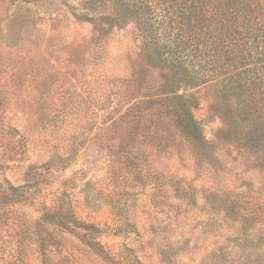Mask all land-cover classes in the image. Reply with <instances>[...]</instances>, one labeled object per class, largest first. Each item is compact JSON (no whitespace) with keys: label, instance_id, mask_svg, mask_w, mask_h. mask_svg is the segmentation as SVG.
I'll use <instances>...</instances> for the list:
<instances>
[{"label":"rangeland","instance_id":"1","mask_svg":"<svg viewBox=\"0 0 264 264\" xmlns=\"http://www.w3.org/2000/svg\"><path fill=\"white\" fill-rule=\"evenodd\" d=\"M113 17L114 22L102 31V0H0V126L17 130L16 137L0 130V178L22 185L29 164L39 167L54 152L70 158L72 164L55 172L40 203L23 208L27 220L34 222L42 215L43 202L54 205L57 189L66 191L80 220L107 229L99 240L116 256H123L124 264H264V244L246 252L219 237L214 208L203 198L197 209L169 212L154 209L146 189L133 207L130 234L115 235L118 218L113 206L125 187L134 184L129 179L124 187L118 175L134 177L118 171L104 155L112 147L123 157L122 167L132 163L121 148L125 127L117 133L109 127L133 100L143 99L158 86L180 87L172 83L174 75L166 67L147 57L140 65L141 41L134 24ZM103 44L107 50L102 58ZM121 86H126L125 96L119 95ZM204 97L198 115L207 116L206 131L212 138L223 114L231 115L233 110L224 100L210 109L212 103ZM102 107L109 110L102 113ZM19 137L25 138L28 160L19 161L16 155L18 161H8L15 152L9 142L14 145ZM178 144L184 160L175 157L166 169L194 181L202 188V197L212 198L220 188L231 199L244 194L249 208L264 202V159L232 146L221 151V160L208 165L183 142ZM12 219L25 221L11 215ZM19 231L14 226L0 230V264L8 260L40 264L34 244L25 248L23 259L18 257L20 238L9 235ZM223 231L228 235L233 228L224 226ZM60 236L69 257L66 264H105L76 238ZM221 249L228 254L225 261Z\"/></svg>","mask_w":264,"mask_h":264},{"label":"trees","instance_id":"2","mask_svg":"<svg viewBox=\"0 0 264 264\" xmlns=\"http://www.w3.org/2000/svg\"><path fill=\"white\" fill-rule=\"evenodd\" d=\"M113 16L134 24L141 41L140 65L144 66L147 57L166 67L174 75L172 83L180 87L167 90L158 86L143 99L133 100L109 127L115 133L125 127L121 148L131 156L132 163L122 167L123 157H118L119 152L112 147L104 155L118 171L134 177L118 175L124 187L129 179L134 184L125 187L120 201L113 206L118 218L115 235L130 234L128 229L135 224L133 207L147 189L152 207L169 212L197 209L203 198L207 206L214 208L213 224L219 226V237L239 244L246 252L262 247L264 202H255L249 208L244 194L231 199L220 188L212 198L202 197V188L185 175L170 172L165 164L175 157L182 159L179 141L208 165L212 164L209 161L221 160V151H230L232 146L264 159V0H102V31L114 22ZM106 50L103 44L102 58ZM120 93L125 96L126 86L120 87ZM204 96L209 105L212 103L210 109L224 100L233 110L231 115L223 114L212 138L206 131L210 122L207 116L198 115ZM105 110L109 107H102V113ZM2 125L0 130L6 135L17 136L16 128ZM19 139L14 145L9 142L15 152L7 157L8 161H18L16 155L19 161L28 160L25 138ZM72 162L54 152L39 167L35 162L29 164L22 185L0 178V230L13 226L20 229L17 235H9L20 238V259L25 248L34 244L40 264L68 263L60 236L65 233L105 264H124L123 256H116L99 240L107 229L80 220L66 191L57 189L54 205L43 202L42 215L34 222L27 220L23 208L39 204L55 172ZM11 215L25 221L10 222ZM224 226L233 228L232 233L223 235ZM223 249L220 258L225 261L228 254ZM246 256L252 259L254 255ZM6 264L16 263L8 260Z\"/></svg>","mask_w":264,"mask_h":264}]
</instances>
